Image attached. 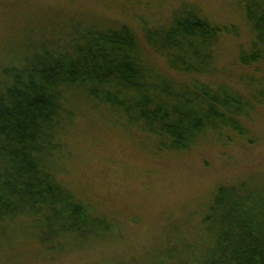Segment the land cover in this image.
<instances>
[{"label": "trees", "instance_id": "16d2710c", "mask_svg": "<svg viewBox=\"0 0 264 264\" xmlns=\"http://www.w3.org/2000/svg\"><path fill=\"white\" fill-rule=\"evenodd\" d=\"M118 1H110L113 11ZM55 2L63 20L41 27L17 19L29 0H0V264L70 257L71 264H264V153L246 157L241 175L219 173L221 158L203 156L209 148L259 150L264 0L235 1L250 38L228 67L215 60L232 27L211 22L197 5H180L164 20L141 9L137 33L88 15L85 0ZM78 125L135 137L142 146L135 159L146 149L149 163L196 160L214 180L200 213L188 207L160 217L161 231L139 244L137 189L101 191L81 176L93 155L73 142ZM238 156L222 160L236 166ZM131 157L121 163L128 167ZM128 169L122 179L132 183Z\"/></svg>", "mask_w": 264, "mask_h": 264}, {"label": "rangeland", "instance_id": "374dc122", "mask_svg": "<svg viewBox=\"0 0 264 264\" xmlns=\"http://www.w3.org/2000/svg\"><path fill=\"white\" fill-rule=\"evenodd\" d=\"M90 2L85 10L88 15L96 16L103 15L107 19H111L113 22H122L131 26L133 29L140 30V13L141 9L148 10V13H160L158 18L160 20L166 19L170 12L183 4L197 5L206 18L211 22L223 25L229 30L224 33L222 41L220 43V51L217 54L215 60L216 66L228 67L230 63V55L237 54L239 49L246 46L250 38V30L246 23L243 22L239 15V11L235 8L236 0H145L144 4L140 5V2H132L130 0H117L120 4V11H113L115 6L110 5L112 0H85ZM150 2V3H149ZM147 3H149L147 5ZM154 4H158L157 6ZM102 6L103 8L99 7ZM55 0H29V3L24 4L20 10H17V19L20 22L32 21L37 26H53L57 25L59 19L64 17L63 13H57ZM145 10V11H146ZM68 18V19H67ZM66 22L70 19L66 16ZM119 22V23H120ZM164 21V23H166ZM69 23V22H68ZM2 23L0 22V43L6 39V34L3 31ZM162 63V62H160ZM159 63V64H160ZM79 126V125H78ZM80 127V126H79ZM258 132H261L258 148L250 147H230V148H209L203 154L204 158L210 155L220 157L221 160L217 163L219 173L223 172L227 174L238 173L247 168L250 165L249 159L255 152L264 153V120L261 123L254 125ZM88 127V132H80L82 128L77 132L76 138L73 139L75 144L80 143L82 147H78L81 151L84 149V157L89 156L90 152L93 155V162L90 165L89 170L84 171V176L88 181L94 183V185L101 191L111 190L113 192L119 191L121 187L129 188L128 190L137 189L138 198H135V202L132 205L133 211H136V215L143 219L140 225H137L135 235L139 244L143 243L146 247L149 242H152L151 235L161 231L156 224L165 225L163 218H168L169 215L185 212L187 208H191L200 213V205L204 202L208 190L211 186V174L205 172V176L197 168L199 163H191L190 165H180L181 163L172 161H155L148 159V152L144 150V157L135 159L138 155L135 150L141 149L140 142L135 137H128L126 139L115 134H108L101 129H97L94 133ZM260 129L262 131H260ZM146 142V141H145ZM86 146V147H85ZM234 152L235 156L238 154V165L233 166L222 160L223 155ZM257 152V153H258ZM223 153V154H222ZM132 157L130 160H126L128 167L134 170V177L132 183L124 182L122 179L123 167L129 170L127 165L121 162L125 160V156ZM110 157L109 164L106 160ZM105 158V159H104ZM108 165L110 168H108ZM123 165V166H122ZM75 167V166H72ZM156 169L155 173L152 169ZM78 170V169H77ZM81 174V171L78 170ZM207 176V177H206ZM221 176V174H220ZM133 177V178H134ZM209 177V178H208ZM212 177L215 181H219L216 172L212 173ZM148 185L147 190H143V185ZM160 217H163L160 219ZM157 245V243L155 244ZM73 257H70L66 264H71Z\"/></svg>", "mask_w": 264, "mask_h": 264}]
</instances>
